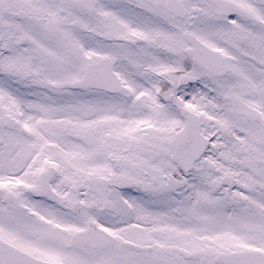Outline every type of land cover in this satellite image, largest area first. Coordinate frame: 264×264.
<instances>
[{
    "label": "snow or ice",
    "instance_id": "6c2138e0",
    "mask_svg": "<svg viewBox=\"0 0 264 264\" xmlns=\"http://www.w3.org/2000/svg\"><path fill=\"white\" fill-rule=\"evenodd\" d=\"M0 264H264V0H0Z\"/></svg>",
    "mask_w": 264,
    "mask_h": 264
}]
</instances>
